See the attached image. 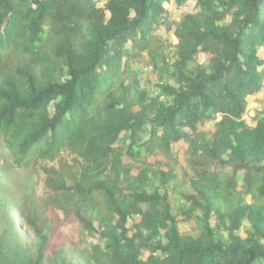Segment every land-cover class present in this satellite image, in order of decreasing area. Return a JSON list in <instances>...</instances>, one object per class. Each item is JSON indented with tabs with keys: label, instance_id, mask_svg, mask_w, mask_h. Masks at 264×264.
Listing matches in <instances>:
<instances>
[{
	"label": "trees",
	"instance_id": "1",
	"mask_svg": "<svg viewBox=\"0 0 264 264\" xmlns=\"http://www.w3.org/2000/svg\"><path fill=\"white\" fill-rule=\"evenodd\" d=\"M93 1L0 0V172L44 174L41 194L0 176V264H264V113L244 118L264 80V0H194L171 22L170 0ZM144 52L167 73L152 95L127 64ZM180 140V177L134 151L166 156Z\"/></svg>",
	"mask_w": 264,
	"mask_h": 264
},
{
	"label": "rangeland",
	"instance_id": "2",
	"mask_svg": "<svg viewBox=\"0 0 264 264\" xmlns=\"http://www.w3.org/2000/svg\"><path fill=\"white\" fill-rule=\"evenodd\" d=\"M103 3L105 0H102ZM163 5L169 10V21L172 20H178L180 16L183 13L186 12H193L196 9L194 0H187L186 2H183L182 4H176L174 0L170 1H164ZM102 7V6H101ZM154 32L159 37L160 40H157L155 43V46H159L160 56H165L166 61L168 63H172L176 56H175V44L177 43V40L175 36L173 35L172 30L166 29V24H159L154 25ZM146 54H142L139 59H132L129 60L127 64L130 65V68L134 70V73L136 74L138 78V82L140 83L141 87L144 88L149 95L155 94L157 89V83H158V77L163 76L166 78V72L163 71L164 67L159 62V67H154L153 64H151L146 59ZM159 57L157 58L159 60ZM208 56L204 54L203 52H199L196 56V62L200 64H206L207 63ZM171 83H174L170 80ZM117 86V85H116ZM264 113V80L263 84L258 89V92L248 96V105L246 107L244 118L246 122L250 125L255 124V118L259 115ZM210 123V122H207ZM206 123V124H207ZM204 124L202 126V129L210 128L212 126L211 124ZM144 137L142 140L147 138V134H142ZM142 140H139L138 143H140ZM123 145L127 147L129 140H124L122 137ZM185 147L186 143L184 140H180L178 142L172 143L170 152L168 155L165 156V151H163L160 148H156L152 154H149L147 157H145V152L137 148V146H134V151L140 150V158H146L149 161H162L163 166L162 169H166V163L169 162V160L174 161L173 165H175V170L177 171L179 177H180V168L182 166H185ZM65 151L62 152V155H65ZM3 155L7 158L9 161V153L7 152L6 148H4L3 143L0 139V156ZM139 158V159H140ZM126 161H129V157H124ZM135 161V160H134ZM52 162H49L48 164H51ZM28 175V178H31V184L35 186L36 192L38 194L42 193L43 188V180H44V174L38 170L37 165L33 164L32 162L28 164V170H17L12 169L7 172H0L1 181L4 184H7L10 188H13L15 185H17L19 182H25L28 180L26 177ZM176 183V182H175ZM177 184V183H176ZM6 186V185H5ZM179 188H170L169 189V196L170 200L173 204V208L175 211H178V206L180 205V196L178 194ZM12 219L15 222V226L17 228V232L20 242H22V246L25 249H28L30 247H33L35 244V239L33 238L32 234L29 233L25 226L21 222V218L18 214H13L12 211H10ZM178 227L180 232L182 233H189V234H195V231L192 229V226L185 220L182 219L181 215H178ZM70 229L72 228L71 224H68L66 227L60 228L59 231H62V233H68ZM241 234L242 231L240 232ZM75 236V234H69L68 239L69 241L72 240V238ZM72 237V238H71ZM93 240V239H92ZM94 241V240H93ZM71 242V241H70ZM32 250V249H31Z\"/></svg>",
	"mask_w": 264,
	"mask_h": 264
},
{
	"label": "built area",
	"instance_id": "3",
	"mask_svg": "<svg viewBox=\"0 0 264 264\" xmlns=\"http://www.w3.org/2000/svg\"><path fill=\"white\" fill-rule=\"evenodd\" d=\"M93 2H94L95 5L98 6V7L103 6V1H102V0H94Z\"/></svg>",
	"mask_w": 264,
	"mask_h": 264
},
{
	"label": "water",
	"instance_id": "4",
	"mask_svg": "<svg viewBox=\"0 0 264 264\" xmlns=\"http://www.w3.org/2000/svg\"><path fill=\"white\" fill-rule=\"evenodd\" d=\"M263 48L261 47L260 50H262Z\"/></svg>",
	"mask_w": 264,
	"mask_h": 264
}]
</instances>
